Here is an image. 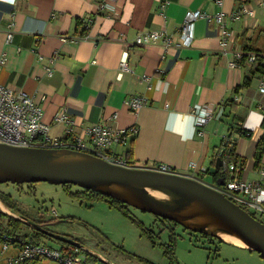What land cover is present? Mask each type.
<instances>
[{
  "label": "crops",
  "instance_id": "0c3cea01",
  "mask_svg": "<svg viewBox=\"0 0 264 264\" xmlns=\"http://www.w3.org/2000/svg\"><path fill=\"white\" fill-rule=\"evenodd\" d=\"M241 4L253 9V15L222 26L199 17L192 27L191 44L175 45L189 11L212 16ZM153 30L166 31L171 44L166 46L161 38L135 45L140 32ZM8 31L12 37L6 42ZM222 31L230 33V39ZM3 52L6 60L0 67V83L34 97L50 125L51 137H69L67 125L53 121L61 109L74 121L72 135L85 141L86 128L96 123L117 128L134 125L136 136L127 145L112 148L131 167L164 163L175 173L216 186L220 174L209 169L224 138L237 127L250 132L248 137L233 134L237 175L246 182H262L264 146L257 164L255 152L264 132V91L258 88L264 74L256 72L257 62L239 61L237 55H264V0H223L222 7L214 0H0V56ZM124 57L131 72L120 69ZM259 62L264 68V57ZM143 75L148 80H142ZM133 96L145 98V106L137 111L128 108L125 101ZM230 99L235 106L221 120ZM198 106L212 112L202 136L196 133L191 114ZM190 162L196 163L195 169ZM260 204L259 214L264 217V200ZM0 208L6 211L1 204ZM37 214L48 224L42 212ZM67 232L58 230L75 236ZM82 243L86 253L107 263L135 264L109 245ZM17 251L12 246L2 253L0 242V264H11L7 259ZM96 261L93 258L90 263ZM29 264L58 263L39 258Z\"/></svg>",
  "mask_w": 264,
  "mask_h": 264
},
{
  "label": "water",
  "instance_id": "95a60500",
  "mask_svg": "<svg viewBox=\"0 0 264 264\" xmlns=\"http://www.w3.org/2000/svg\"><path fill=\"white\" fill-rule=\"evenodd\" d=\"M222 168V159L217 157L209 169L210 173L220 174L214 186L183 174L114 165L83 151L0 143V184L48 182L76 185L172 221L192 232L237 245L223 238V235H228L246 243V248L256 251L264 260V222L220 191L225 178ZM5 209L2 211L31 229L87 252L88 249L79 241L49 231L26 216ZM97 260L113 264L100 256Z\"/></svg>",
  "mask_w": 264,
  "mask_h": 264
},
{
  "label": "built area",
  "instance_id": "2783aa9c",
  "mask_svg": "<svg viewBox=\"0 0 264 264\" xmlns=\"http://www.w3.org/2000/svg\"><path fill=\"white\" fill-rule=\"evenodd\" d=\"M13 3V0H10ZM218 7H222L223 0H214ZM253 15V9L247 4H241L236 10L229 13L219 11L215 15H207L197 10L189 11L183 18L179 26V36L175 45L177 47L189 46L192 42V27L194 21L199 17L204 18L207 22L215 21L218 25H224L228 20L242 19L244 16ZM227 39H230V33L222 31ZM11 33L6 34V42L11 40ZM163 39L166 46L171 44L170 35L164 30H153L148 32H140L135 38V45L153 44L159 39ZM223 39H225L223 37ZM63 41L66 38H62ZM243 55L238 53L237 59ZM247 60L250 63L256 62L255 53L246 54ZM260 57L264 55L260 54ZM6 55L3 52L0 56V67L5 63ZM120 69L122 71L131 72V68L126 61V58L120 60ZM50 73L49 67H47ZM142 80H148V77L143 75ZM264 91V82L261 81L258 87ZM146 104V99L143 97L133 96L125 101V105L132 111H137ZM193 115V125L196 133L199 136L204 134L203 127L212 117V112L206 107H194L191 110ZM54 122L64 123L67 125L68 138H57L49 135L50 125L43 120V112L40 106L35 102L34 97L30 96L23 90H17L11 86H6L0 83V143L18 146V147H36V148H50L61 149L68 148L77 151L90 153L94 156L102 158L108 163L131 167L122 154L112 151L115 145H127L129 138H134L138 133V128L131 125L126 128H117L103 123H96L86 128L85 133L88 140L85 141L80 137L72 135L74 128V121L68 113L61 109L55 113L53 117ZM224 144L218 149V157L222 159V172L225 175L223 187L221 192L226 195L231 201L238 204L240 207L248 212L253 213L262 212L263 208L260 204L264 200V172H262V182L252 183L246 182L238 177V166L235 163V139L233 134L226 136ZM189 166L196 168L195 162H190ZM162 173H175L174 169L164 163H160L153 167H149ZM202 172L207 169L202 168ZM55 214L56 211L53 210ZM1 252L5 253L12 246L18 248L15 256L9 257L7 260L11 264H29L30 261L46 258L58 264H91L86 260L84 252L78 248L56 247L45 242L33 243L29 240L15 241L12 237L1 233Z\"/></svg>",
  "mask_w": 264,
  "mask_h": 264
},
{
  "label": "rangeland",
  "instance_id": "374dc122",
  "mask_svg": "<svg viewBox=\"0 0 264 264\" xmlns=\"http://www.w3.org/2000/svg\"><path fill=\"white\" fill-rule=\"evenodd\" d=\"M0 191L10 194L11 200L30 219L40 220L42 217L37 213L42 212L48 230L55 233L68 230L80 243L90 240L101 246L105 244L103 247L109 245L135 264H264L262 257L251 248L192 232L131 206H127L129 218L111 208L107 200L85 196L84 189L76 185L3 183ZM253 214L264 221L259 212ZM52 219L56 221L51 224ZM22 228L29 227L22 225ZM144 229L148 231L145 233ZM44 240L49 245H60L54 240ZM168 245L172 248L170 253L166 251Z\"/></svg>",
  "mask_w": 264,
  "mask_h": 264
},
{
  "label": "trees",
  "instance_id": "16d2710c",
  "mask_svg": "<svg viewBox=\"0 0 264 264\" xmlns=\"http://www.w3.org/2000/svg\"><path fill=\"white\" fill-rule=\"evenodd\" d=\"M244 54V53H243ZM257 54L258 56L256 57V62H257V65L255 67V70L256 72H260V73H263L264 74V68L261 66V62L260 59L262 57H260L259 55L261 53H255ZM239 61H245L247 60V56L246 54L243 55L240 59H238ZM239 86L236 87L235 89V92H238L239 90ZM227 104H225L223 106V109H222V112H221V116H220V119L221 120H224L223 117H227L230 110H232V108L235 106V103L233 102V99H230L228 100V102H226ZM228 106V107H227ZM263 129H264V118L262 120V126H261ZM232 134H235L237 136H243V137H248L250 135V132L248 131H244L240 128H234L233 130V133ZM230 136V135H228ZM235 146V145H234ZM264 146V132H263V135L261 136V139H259V142L257 144V148H256V152H255V162L256 164L259 162V160L261 159V152H262V148ZM218 153V152H217ZM216 153V156H215V159L218 157ZM221 158V157H220ZM215 163V162H214ZM214 175H216L217 173H213ZM86 193L84 194L85 196H96L97 198H100V199H103V200H107L108 204L118 210L119 212H121L123 215L129 217V214H128V210H127V205H124L123 203L115 200V199H112L110 197H107V196H104V195H101V194H97V193H94L92 191H89V190H84ZM81 193V192H80ZM0 202L2 203V205L4 207H6L8 210L14 212V213H17V214H20V215H25V213L23 211H21L20 208H18L17 206V203H15L13 200H11V196L10 194H7L5 192H2L0 191ZM245 209V208H244ZM252 216H254L256 219H258L253 213L249 212ZM27 217V216H26ZM29 218V217H28ZM130 218V217H129ZM30 219V218H29ZM32 220V219H31ZM61 220H64L63 218H61ZM260 220V219H258ZM34 222H36L37 224L41 225L42 227H44V224L43 222L39 221V220H33ZM261 221V220H260ZM263 221V220H262ZM264 222V221H263ZM138 225H140V223L137 222ZM22 225H25L23 224L20 220L8 215L7 213L3 212L0 210V234L3 233V234H6L10 237H12L15 241H21V240H29L33 243H37V242H45L47 243L44 239H50L53 241L52 238L48 237L47 235L45 234H42L41 232H38L36 230H33L31 229L30 227L25 230V232H23L22 230H24L22 228ZM26 226V225H25ZM28 227V226H27ZM45 228V227H44ZM46 229V228H45ZM143 229V228H142ZM48 230V229H47ZM144 229V232L146 233V230ZM50 231V230H49ZM67 236V235H66ZM68 237H71V236H68ZM72 239L74 240H77L75 237H71ZM55 241V240H54ZM79 241V240H77ZM58 242V241H56ZM80 242V241H79ZM60 244V247H67L69 245L63 243V242H58ZM48 244V243H47ZM171 247L170 245H168V247L166 248V251L168 253L171 252ZM85 256H86V260L88 262H90V260H92L93 258L94 259H97L96 257H93L92 255H89L88 253H85ZM36 260V259H35ZM34 261V260H33Z\"/></svg>",
  "mask_w": 264,
  "mask_h": 264
},
{
  "label": "bare ground",
  "instance_id": "6f19581e",
  "mask_svg": "<svg viewBox=\"0 0 264 264\" xmlns=\"http://www.w3.org/2000/svg\"><path fill=\"white\" fill-rule=\"evenodd\" d=\"M154 195H156L157 197H161V195L157 192H154ZM223 238L226 240V241H229V242H232V243H235L237 245H240L242 247H247L248 245L238 239H235L233 237H230L228 235H223Z\"/></svg>",
  "mask_w": 264,
  "mask_h": 264
},
{
  "label": "flooded vegetation",
  "instance_id": "af4514ba",
  "mask_svg": "<svg viewBox=\"0 0 264 264\" xmlns=\"http://www.w3.org/2000/svg\"><path fill=\"white\" fill-rule=\"evenodd\" d=\"M39 221H41V220H39ZM41 222H43V221H41ZM44 223V222H43ZM46 224V223H45ZM46 229H47V227L46 226H44Z\"/></svg>",
  "mask_w": 264,
  "mask_h": 264
}]
</instances>
